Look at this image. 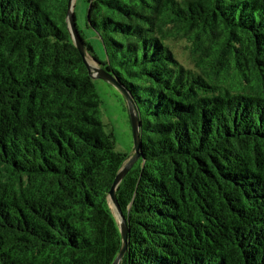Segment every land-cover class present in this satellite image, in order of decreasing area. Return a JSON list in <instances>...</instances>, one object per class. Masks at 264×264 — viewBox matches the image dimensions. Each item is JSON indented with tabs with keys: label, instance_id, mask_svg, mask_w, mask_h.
<instances>
[{
	"label": "trees",
	"instance_id": "1",
	"mask_svg": "<svg viewBox=\"0 0 264 264\" xmlns=\"http://www.w3.org/2000/svg\"><path fill=\"white\" fill-rule=\"evenodd\" d=\"M69 0H0V264H113L129 155ZM142 148L120 264H264V0H87ZM79 29V28H78ZM185 42L186 58L174 45Z\"/></svg>",
	"mask_w": 264,
	"mask_h": 264
},
{
	"label": "rangeland",
	"instance_id": "2",
	"mask_svg": "<svg viewBox=\"0 0 264 264\" xmlns=\"http://www.w3.org/2000/svg\"><path fill=\"white\" fill-rule=\"evenodd\" d=\"M75 14L79 31L86 42L92 45L100 62L106 61V50L99 35L88 27L87 0H75ZM185 42L174 45V50L180 59L186 58ZM92 64L100 67L99 63L88 55ZM96 88L101 98V118L108 131H113L116 139V148L130 157L135 153L134 134L130 111L124 94L115 85L100 79H94Z\"/></svg>",
	"mask_w": 264,
	"mask_h": 264
},
{
	"label": "water",
	"instance_id": "3",
	"mask_svg": "<svg viewBox=\"0 0 264 264\" xmlns=\"http://www.w3.org/2000/svg\"><path fill=\"white\" fill-rule=\"evenodd\" d=\"M75 0H69L68 2V14H67V22H68V27L69 31L71 34V37L73 39V42L75 46L78 48L80 51L84 62L86 66L88 67L89 73L93 79L95 78H100L103 79L113 85H115L117 88L121 90V92L124 94L129 111H130V116H131V122H132V128H133V134H134V145H135V153L133 156H131L124 166L121 168L119 173L117 174L115 181L113 183V186L110 191V200L112 203V207L114 209L115 216L117 218L120 231H121V236H122V248L121 251L114 261L113 264H120L122 258L127 252L128 249V225H127V219L124 216L117 198H116V189L124 179V177L127 175V173L130 171L132 166L135 164V162L140 158L141 154V148H142V137H141V126H142V121L140 118L139 110L137 108V105L135 101L133 100L132 96L128 94L122 87L121 85L117 82L116 78L110 73L104 70L101 67L95 66L92 64L88 58V54L86 52V47L84 40L79 32L78 26H77V21H76V14L74 11L75 8Z\"/></svg>",
	"mask_w": 264,
	"mask_h": 264
}]
</instances>
